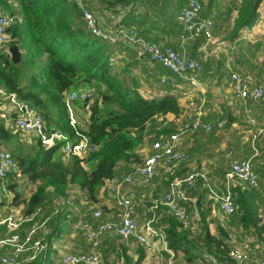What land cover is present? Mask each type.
<instances>
[{
    "label": "trees",
    "instance_id": "trees-1",
    "mask_svg": "<svg viewBox=\"0 0 264 264\" xmlns=\"http://www.w3.org/2000/svg\"><path fill=\"white\" fill-rule=\"evenodd\" d=\"M6 1L0 0V6L6 5ZM15 1L19 3L22 19H18L12 26L13 40L7 47L9 49L16 45L21 57L19 63L13 64L8 51L0 50V87L7 93H15L30 108L40 113L46 129L56 128L72 142L79 140L77 132L87 137L90 146L97 147L84 158L64 156L59 144L46 150L35 142L29 146L30 152L29 149L23 152L18 145L17 134L8 130L0 120V142L7 147L12 159H17L18 173L26 178L29 185L34 186L29 198L21 200L15 190L16 183L7 185L8 191L14 194L11 205L25 204L24 217H31L23 224L24 232L33 228L37 217L32 215L40 208L49 211L52 203L67 197L69 185L78 186L85 191L89 200L95 201L105 181L114 177L119 163L140 161L138 150L147 135V124L156 116L178 114L180 109L176 98L171 95L144 98L139 91L137 79L131 75V64L121 67L111 59L110 47H116L117 44L109 45L85 32L82 22H77L78 13L71 3L65 0ZM218 1L207 0L203 15L209 16L211 10L218 8ZM261 2L262 0H235L230 6L226 5L217 11L212 19L218 20L222 15L227 17L235 12L227 37L233 41L239 32L252 26ZM104 4L108 8L143 7L132 24L121 16L120 23L135 27L147 38L150 30L160 26L162 33L177 34L180 28L176 16L186 6L187 0H105ZM200 62L202 70L211 66V62ZM82 88L95 89L90 105L87 101L75 103L76 107L80 105L88 112L84 130L70 125L63 101L66 93ZM84 164L90 165V169L87 170ZM249 197L250 194L240 192L235 198L237 212H240L239 223L246 228L258 223L248 201ZM47 205L50 207H45ZM64 212L60 211L55 218L47 215V220L42 221L34 230L32 242L42 237V226L47 229L43 237L44 249L42 254L25 264H52L48 256L52 253L53 242L67 230L64 224L69 217ZM163 223L167 224L164 242L174 255L180 251L190 258L191 245L195 246L198 241H202L210 247L214 246L218 250L217 254L222 256H219L220 259L230 263L225 256L231 248L215 241L206 228L192 239L193 236L173 217L167 215L162 220L161 224ZM261 229L262 227L258 231ZM142 257L141 248L138 249L135 261L122 255L124 264H140Z\"/></svg>",
    "mask_w": 264,
    "mask_h": 264
},
{
    "label": "built area",
    "instance_id": "built-area-1",
    "mask_svg": "<svg viewBox=\"0 0 264 264\" xmlns=\"http://www.w3.org/2000/svg\"><path fill=\"white\" fill-rule=\"evenodd\" d=\"M65 1L75 7L78 13L77 22H82L83 29L92 38L109 45L124 44L138 56H146L171 75L185 77L186 73L197 75L202 72V64L199 60L184 55L164 41L154 43L148 40L135 27L121 24L120 16H117L116 20H111L107 26L100 25L99 18L94 13V6L98 0ZM204 6V1L187 0L186 6L177 14L176 22L180 28L178 36L180 43L195 38H202L207 42L213 40L215 22L211 16L203 15ZM18 19L17 15L0 9V50L8 51L7 44L13 40L11 28ZM160 83L166 84V78H160ZM229 84L232 100L244 105L242 112L248 128L247 133L253 144L252 149L256 151L257 140L260 137L264 138V121H259L247 104L253 105L264 100V85L252 82L239 71L229 72ZM88 97L89 93L85 89L72 90L64 96L63 101L69 113V123L73 128L76 121L72 116V105L82 104L87 101ZM0 120L8 130L17 132L24 140L26 137L38 142L46 150L59 144L60 152L64 156L84 158L90 151L97 149L96 146L92 147L88 144L87 137L77 132L80 138L77 142H72L56 128L46 129L40 113L30 108L15 93H7L1 87ZM226 123V119L204 122L199 116H193L188 125L170 134L164 133L166 123L163 118H160L153 126H146L145 138L151 140L148 153L140 162L131 165L129 173L120 179L112 178L105 181L102 187L112 204L111 216L106 218L102 211L91 207L88 208L87 214L79 216L77 225L85 242V250L63 253L58 264H106L100 248L101 239L105 234L114 239L135 240L144 250H151L154 264H180L173 251L167 250V256L162 253L165 250L162 249L160 240L164 241L165 226L156 225L158 218L155 216L144 224H139L136 202L127 195V191L134 185L135 180L149 182L173 176L188 162L187 153L178 147L179 139L197 132L214 133L225 128ZM14 165L9 151L0 142V182L4 181L7 175L14 170ZM260 176L250 158L232 159L225 174V188L217 197L220 212L224 216L233 215L237 211L236 193L233 189L239 187L241 190H257L261 183ZM200 180H203L204 187L213 193L205 174L200 170H192L179 178L172 179L163 197L152 201V209L163 206L165 214L177 220L183 229L188 228L191 214L183 205V191L194 188ZM72 206L71 196L61 198L56 203L53 214L57 215L60 211L70 209ZM20 224V219L15 216L0 217V264H25L40 254L37 252L40 239L32 242L35 228L22 232ZM3 247H7V250L4 251ZM225 258L230 263L206 250L201 253V261L204 264H264V256L257 257L255 251L251 252L248 248L233 247L227 251Z\"/></svg>",
    "mask_w": 264,
    "mask_h": 264
},
{
    "label": "crops",
    "instance_id": "crops-1",
    "mask_svg": "<svg viewBox=\"0 0 264 264\" xmlns=\"http://www.w3.org/2000/svg\"><path fill=\"white\" fill-rule=\"evenodd\" d=\"M104 1L105 0L97 1L96 6H94V13L105 26H107L111 20H116L117 16L123 17L128 20L129 24H132V20L136 21L135 17L142 12L143 9V7L138 6H134L133 8H108L104 4ZM232 1L235 2V0ZM206 3L207 2H205V5ZM218 3V8L212 10L213 16L217 11H220L222 7L224 8L226 5H229L226 0H219ZM261 3H264V0H262ZM259 9L258 11H260ZM234 18L235 12H232L227 17L222 15L218 20H214L215 28L216 26L217 28L214 29V37L210 42H207L202 38H195L193 40H188L185 43H180L178 40L180 31L175 35L165 34L162 33L161 26L155 30H150L147 34V39L152 42L164 41L167 45L178 49L186 56L196 58L197 60L202 61V63L206 61L211 62L209 69L206 70L203 68L202 72L197 75L191 73H186L185 77L171 75L166 69L151 62L146 56H138L133 50L126 47L124 44L118 45L121 43H118L116 47H110V57L115 64L121 67L129 63L131 64V75L137 79L139 83V91L144 98H160L165 95H171L176 98L180 109L179 113L156 116L152 122L147 124L148 127L153 126L160 118H163L166 123L164 133L170 134L177 132L178 129L188 125L193 116H199L204 122L219 119H226L227 121L225 128L214 133L204 134L202 132H197L194 135L184 136L179 139L178 147L187 153L188 162L173 176L149 182L142 180L134 181V185L129 188L127 195L131 196L136 202L138 223L144 224L152 216H155L158 218L156 225H164L166 227V223L161 224L162 220L167 216V214H165V208L160 205V208L155 210L152 209V201L159 200L163 197L168 189V184L172 179L179 178L186 172L192 170H200L205 174L213 193L204 187L203 180H200L194 188L185 189L183 191V205L191 214V222L185 230L190 236H193H191L193 239L195 235H199L204 228H206L208 233L215 238V241L222 242L226 247H236L239 249L248 248L251 252L255 251L257 257H262L264 256V143L259 145V148L261 149L259 150L257 142L256 151H254L247 130L243 135H240L242 132L238 130L234 120L240 114L243 115L242 111L244 110V105L234 102L230 96L229 72L238 71V66L241 64L243 65V63L248 64V59L251 57L246 56L245 58L236 52L237 44H247V40H242L244 39L242 36L248 33V35H246L248 40L249 37L253 36L254 40L256 38L258 41H249L258 43L261 42V40L264 41V34H261L264 32L257 34V32H259L258 29L255 28V30H253L251 28H246L249 32H246V30L243 29L233 41L224 39L223 34L219 36L218 28L223 26L225 30L224 33H227L232 28ZM115 58H117L118 61H116ZM244 58L245 60L241 62L240 59ZM259 71H262V69ZM160 78H166V84L160 83ZM73 106H75V103ZM247 106L252 108L259 121H264V100L253 105L247 104ZM74 115L75 118L74 116L73 118L76 121L75 126L79 127L81 123L78 116H76L77 112ZM85 122V124H82L84 125L82 128L81 126L79 127L82 130L86 128L88 120ZM13 133H16L19 138L21 137L17 132ZM21 140L25 141L24 139ZM31 141L33 140H30V142ZM144 141L145 142L138 150V154H140L139 159L142 154L146 155L148 153V150L146 151V149L147 146L149 147L151 144V140H147L148 144H146V138H144ZM33 142L35 143V141ZM241 158H250L253 167L261 175L259 189L252 191L241 190L239 187L233 189L236 196L240 192L250 194L248 201L252 207L253 213L258 218V223L254 227L250 226L247 228L239 223L240 212L236 211L237 213L235 212V214L231 216H224L220 212L217 202V197L225 188V174L228 171L229 162L232 159ZM227 161L228 167L226 169V167L223 168L222 165ZM132 164L133 162L119 163L115 168L113 178L120 179L129 173ZM71 189L74 190V194L78 193L85 199V191L78 188V186H72ZM48 191L50 192L51 189L49 188ZM102 191V188H100L96 199L99 200L100 204L111 207L112 204H110V199H106L107 197L109 198L108 194L106 193L103 197L101 194ZM70 195L71 192L67 196ZM60 200L61 198L55 203H52V207L48 211L51 213V218L56 217V215L53 214V210L56 203ZM77 203L78 200L77 202H73V206L71 207L72 211L70 210L71 208L69 209L71 212L67 209L64 210L69 215V218L66 219V223L64 224V226H67L66 232L68 231V233L60 234L58 239L53 242L52 249L56 254L52 251L48 256V259L52 264H58L59 258L63 253L71 252L72 250L78 251L71 248L72 242L75 241V236L72 234L73 230L69 227L75 225L73 224L74 220H76L77 225V215L80 213L76 208ZM45 207L49 208L50 206L47 205ZM43 210L44 208H40L35 215H41ZM47 217L48 216L44 219L42 218V221ZM41 224L42 222L39 225ZM261 227L262 229L258 231ZM160 245L162 249L164 248L165 250L162 253L167 256V250L169 249L166 243L164 241L161 242L160 240ZM100 248L103 257L108 264H124L122 258L123 254L131 259V261H135L138 258V249L140 248L143 251V257L140 264H154L151 250H144L142 246L138 245L133 239L119 240L111 238L108 234H105L101 239ZM190 248V258L184 256L180 251L175 254V258L180 264H204L201 261V253L204 250L208 252L212 251L211 253L215 255L218 253V250H216L214 246L210 247L202 241H198L195 246L191 245ZM60 252L63 253L59 255L58 253ZM216 256H220V254H217Z\"/></svg>",
    "mask_w": 264,
    "mask_h": 264
},
{
    "label": "rangeland",
    "instance_id": "rangeland-1",
    "mask_svg": "<svg viewBox=\"0 0 264 264\" xmlns=\"http://www.w3.org/2000/svg\"><path fill=\"white\" fill-rule=\"evenodd\" d=\"M204 1L207 2V0H204ZM226 2L229 4L228 6H230L231 2H233V1L232 0H228V1L226 0ZM5 4L6 5L3 4L4 6H0V7H2V8H0L2 11L6 12V13H13V14L17 15L19 19L20 18L22 19L21 14H20V10H19V3L17 1H15V0H7ZM261 5H264V3H261ZM261 5H260V9H259L260 11L255 12V14L257 16L255 15L256 19H255L254 23L252 24V26L250 27L253 30H255V28L258 29L259 32H257V34H260V32H264V7H261ZM205 10H206V6H204V11ZM210 15L213 16L212 10H211ZM98 22H99L100 25H103V23L100 20ZM255 26H257V27H255ZM216 28H217V26H216ZM230 30L227 33H224L225 30H224L223 26H220V28H218V31H219L218 34H219V36L221 34H223L224 35L223 38L227 39ZM245 30H246V32L248 31L247 29H245ZM239 34H240V32H239ZM261 34H264V33H261ZM246 35H248V33L242 36V38H244L242 40H245V41L247 40V44L243 43V44L239 45V44L236 43L237 44L236 45V52H237V54L242 55V57H245V58H246V56H251V57H250V59H248V64H244L243 63V65L241 64V65L238 66V68H239L238 71L240 72V74H242V75L248 77L250 80H252V82L261 83L262 85H264V41L261 40V42L253 43L257 39L255 38V40H254L253 36H251V37H249V40H251L253 42H250L248 40V38L246 37ZM27 38L30 41L29 34H27ZM31 50H33V47L31 48ZM250 53H251V55H250ZM245 58L244 59H240L241 62H243L245 60ZM115 60L118 61L117 58H115ZM260 69H262V71H259ZM24 86H25V83H24ZM82 89L87 90V92L89 93V97L87 99V104L90 105L93 102V98H94V94H95L94 90L95 89L94 88H91V89L82 88ZM71 110H72V116H74V118H75L74 114H76V112H77L76 116H78V119H79V121L81 123V125L80 124L79 125L82 128V126H84L82 124H85L86 123L85 121L88 120V112L86 111V109L84 107L81 108L80 105L77 106V107L72 105ZM68 117H69V113H68ZM234 122L236 123V126H237L238 130L242 132L240 135H243V133L248 129L246 127L244 115L240 114L238 117H236ZM21 139H23V138L22 137H20V138L18 137V142L20 143L18 145L20 146L21 150L23 152H27L28 149H29V152H30V147L32 145H34L35 143L33 141L30 142V140L28 138H26V137H25V141H22ZM257 142H258L257 143L258 149L261 150L259 148V145L261 143H264V138H261ZM146 144H148L147 140H146ZM3 147L5 149H7V147H5V146H3ZM148 148L149 147L147 146L146 151L148 150ZM144 155L142 154L140 156V161L142 160ZM222 158H224V157H222ZM14 161H15L14 162V164H15L14 165V170L7 175V177H6V179L4 181L0 182V186H1L0 187V217H3L5 215H12V216H15L16 218H19L20 222H21L20 230L22 231L25 228V227H23V224L25 222H27L29 219H31V217L30 218H25L24 217V211L26 209L25 204L21 203L18 206L11 205V201L13 199V195L14 194L12 192L8 191L7 185L9 183L10 184L16 183V189L15 190L20 195L21 200L29 198V196L31 195L32 191L34 190V186L31 185V184L29 185L27 183L26 178L24 176H22L20 173H18V171L16 170V165H17L16 161H17V159L15 157H14ZM84 165H85V168L87 170L90 169V165H87V164H84ZM222 167L223 168L226 167V169H227L228 161L225 162V164L222 165ZM8 179H10L11 182L8 181ZM71 188H72V185H69V187L67 188V191H66L67 193L66 194L68 195L71 192L70 196L72 197L73 202L74 201L77 202V200H78V203L76 204L77 205L76 208H77V211L80 212V213L77 215V220H78L79 216H82L83 214H87L89 212L88 208H90V207L91 208H96V210L102 211V213L104 214V217H106V218L111 216V213L113 211L112 207H110L108 205L100 204L99 200H97V199L95 201H92V200H89L86 196H85V199H84V197H82L80 194H78V193L74 194V190L71 189ZM101 194L104 197V195L106 194V191L103 190ZM97 196H98V194H97ZM106 199L109 200L108 197ZM79 201H80L81 204L79 203ZM67 210L68 211H70V210L72 211V208L70 210L69 209H67ZM47 215H51V214L45 208H44V210H43L41 215L39 214V215L36 216L35 214H33L32 217L36 216L38 218L33 223L32 227L36 229L38 226H40L39 224L42 222V218L44 219ZM73 224H75V225L74 226H69L73 230L72 234H74V236H75V241L72 242L71 248H74L76 250H80V249L81 250L82 249L85 250V242L83 241V239L81 237V231H80L78 225H76V220L73 221ZM27 229L28 228H26V230ZM46 230L47 229L46 228L44 229L43 226L41 227L42 237L39 240V247H38V250H37V252H39L40 254H42L41 249H42V247L44 248V245H45V243L43 242V237H44V234H45ZM66 233H68V231L67 232L66 231L63 232L62 234H66ZM3 248H4V251L7 250V247H3ZM68 250H72V249H68ZM52 251L55 253V251L53 249H52ZM72 251H74V250H72ZM61 253H63V252H60L58 254L61 255ZM105 263L108 264L107 261H105Z\"/></svg>",
    "mask_w": 264,
    "mask_h": 264
},
{
    "label": "water",
    "instance_id": "water-1",
    "mask_svg": "<svg viewBox=\"0 0 264 264\" xmlns=\"http://www.w3.org/2000/svg\"><path fill=\"white\" fill-rule=\"evenodd\" d=\"M8 52H9L8 56H9L11 62L13 64L19 63L21 54H20L18 47L16 45H13V46L9 47Z\"/></svg>",
    "mask_w": 264,
    "mask_h": 264
}]
</instances>
